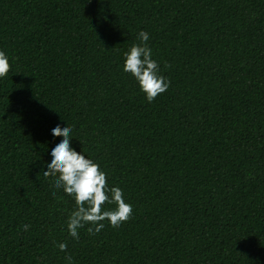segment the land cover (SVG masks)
Masks as SVG:
<instances>
[{
  "label": "trees",
  "instance_id": "16d2710c",
  "mask_svg": "<svg viewBox=\"0 0 264 264\" xmlns=\"http://www.w3.org/2000/svg\"><path fill=\"white\" fill-rule=\"evenodd\" d=\"M140 31L152 103L122 71ZM0 51V264H264V0H0ZM57 124L132 205L119 228L68 236Z\"/></svg>",
  "mask_w": 264,
  "mask_h": 264
},
{
  "label": "clouds",
  "instance_id": "9594fccd",
  "mask_svg": "<svg viewBox=\"0 0 264 264\" xmlns=\"http://www.w3.org/2000/svg\"><path fill=\"white\" fill-rule=\"evenodd\" d=\"M140 41L124 53L122 71L134 78L139 92L148 103H152L159 95L165 93L169 86L164 76L160 75L158 62L153 59L152 50L148 47L149 34L145 31L138 33ZM11 65L7 55L0 51V79L6 78ZM73 129L70 126L56 125L51 130L53 138L61 137L50 152V163L43 176L52 178L53 187L61 189L70 197L75 205L67 219L68 236L79 240V230L86 228L90 236L100 233L106 226L119 228L132 218V205L124 199L123 190L119 187H109L107 173L100 165L87 158L72 146ZM105 205H114L106 209ZM30 225H24L27 231ZM60 251L67 250L66 243L58 245ZM71 264V256L66 257Z\"/></svg>",
  "mask_w": 264,
  "mask_h": 264
}]
</instances>
